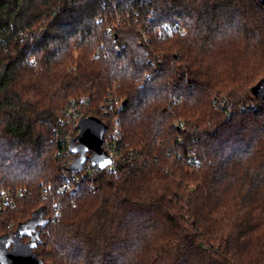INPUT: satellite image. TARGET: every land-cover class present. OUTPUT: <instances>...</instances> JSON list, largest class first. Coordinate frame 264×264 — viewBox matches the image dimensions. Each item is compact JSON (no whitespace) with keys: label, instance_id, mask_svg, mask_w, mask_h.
I'll list each match as a JSON object with an SVG mask.
<instances>
[{"label":"trees","instance_id":"trees-1","mask_svg":"<svg viewBox=\"0 0 264 264\" xmlns=\"http://www.w3.org/2000/svg\"><path fill=\"white\" fill-rule=\"evenodd\" d=\"M3 193L0 264H264V5L0 0Z\"/></svg>","mask_w":264,"mask_h":264},{"label":"rangeland","instance_id":"rangeland-1","mask_svg":"<svg viewBox=\"0 0 264 264\" xmlns=\"http://www.w3.org/2000/svg\"><path fill=\"white\" fill-rule=\"evenodd\" d=\"M98 125V124H97ZM101 130L90 121L81 123V134L72 145H78L81 152H84L89 146H95L100 143Z\"/></svg>","mask_w":264,"mask_h":264},{"label":"water","instance_id":"water-1","mask_svg":"<svg viewBox=\"0 0 264 264\" xmlns=\"http://www.w3.org/2000/svg\"><path fill=\"white\" fill-rule=\"evenodd\" d=\"M264 5V0H259ZM93 165H95L98 169H104L113 164L114 159L109 154L108 151L104 150L100 147V145H96L94 148V155H93ZM3 263L4 264H31L27 261L21 262L17 257H13L11 255H3Z\"/></svg>","mask_w":264,"mask_h":264},{"label":"built area","instance_id":"built-area-1","mask_svg":"<svg viewBox=\"0 0 264 264\" xmlns=\"http://www.w3.org/2000/svg\"><path fill=\"white\" fill-rule=\"evenodd\" d=\"M219 105H220V106H222V105H223V106H228V102H227L225 99H223L222 101L219 102ZM76 114H77V111H76L73 107H71V108L68 109V111H67V118H66V120H72V119L76 116ZM62 121L64 122L65 120L63 119ZM107 151L109 152V154H110V155L113 157V159H114L113 164L107 167V168H111V167H113V166L116 164L117 156H116V154L114 153V151L111 150L110 148H108ZM15 193H16V196H17V195L20 196V195L23 194V190H18V191H16ZM11 195H12V193H11V194H10V193H3V195H2V199H3V201H5V202H0V207H2V206L4 205V203H8L9 201H11V197H12Z\"/></svg>","mask_w":264,"mask_h":264}]
</instances>
